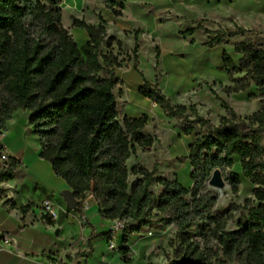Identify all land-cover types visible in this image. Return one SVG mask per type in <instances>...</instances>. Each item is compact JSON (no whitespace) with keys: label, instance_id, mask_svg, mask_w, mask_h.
Returning a JSON list of instances; mask_svg holds the SVG:
<instances>
[{"label":"trees","instance_id":"1","mask_svg":"<svg viewBox=\"0 0 264 264\" xmlns=\"http://www.w3.org/2000/svg\"><path fill=\"white\" fill-rule=\"evenodd\" d=\"M98 18L97 26L72 18L71 26L84 29L88 35V41L78 46L61 25L57 0H0V129L15 110L30 111L29 120L43 148L41 157L52 164L54 173L64 179L78 199L75 210L81 212L89 193L102 218L124 220V229L129 225L127 231L122 230L123 262H131L129 235L150 227L152 217L171 210V220L186 248L185 254L171 264H214L211 249H202L199 242L188 237L191 224L204 219L213 225L202 228V240L216 239L226 263L264 264V36L257 35L256 40L246 36L234 44V52L241 55L237 64L226 52L222 56L233 82L222 91L239 92L253 84L261 96L260 108L242 118L222 102L226 115L219 125L195 115L191 125L181 127L185 134L192 133L197 124L207 129L195 136L189 146V159L195 171L194 185L187 189L177 180L156 176L154 169L149 171L143 165L127 168L126 161L136 154L137 148L145 149L154 142V137L142 133L147 115L120 118L114 93L118 80L112 70L131 58L135 65L138 43L131 56L119 59L111 46L120 48V41L106 36V22L100 15ZM246 32L237 27L227 34L234 37ZM221 42L223 39L216 35L206 44ZM101 72L105 74L100 75ZM234 73L243 75L232 77ZM139 92L170 118H187V110L191 114L196 112L192 104L188 108L172 105L156 84L145 82ZM212 152L215 155H210ZM204 153L207 156L201 160ZM233 157L240 159L242 175L257 186L253 194L258 204L240 216L236 230L226 231V218L211 216L216 196L198 191L213 166L231 167ZM10 165L0 174V180L11 178ZM129 174L139 175L130 185ZM228 178L232 191L237 192L240 177L231 174ZM152 183L163 187L159 197L149 190ZM188 194L191 201L185 198ZM108 235L109 231L94 238Z\"/></svg>","mask_w":264,"mask_h":264},{"label":"crops","instance_id":"2","mask_svg":"<svg viewBox=\"0 0 264 264\" xmlns=\"http://www.w3.org/2000/svg\"><path fill=\"white\" fill-rule=\"evenodd\" d=\"M59 6L62 14L68 13V31L78 46L88 41V35L84 29L71 27V18L97 26L99 15L106 22V36L121 43L120 48L111 46L119 59L131 55L138 43L135 65L131 58L112 70L118 80L114 87L118 116L147 115L142 133L154 137V142L146 149L158 147L171 159L188 155L195 132L185 134L177 119L166 116L139 89L150 82L172 105L199 107L203 102L199 91L206 90V83L224 82L229 77L223 53L235 60L225 43L208 45L199 38L203 36L199 32L207 29L205 23L247 29L243 17L252 14V1L59 0ZM189 28L195 29L188 32ZM0 143L11 158V178L0 180V231L10 233L17 246L16 253L0 251V264H58L50 258L67 257L75 264H127L120 252L122 231L117 233L116 250L107 248V238H94L109 231L114 220L102 218L98 206L90 200L85 210L87 222L81 225L77 221L81 212L67 207L61 192L70 188L54 173L52 164L41 157L40 137L29 119L14 111L0 129ZM1 165L0 161V174L4 172ZM44 201L51 203L55 216L43 212ZM127 246H132L129 238ZM71 262L66 260L67 264ZM129 264L143 263L136 255Z\"/></svg>","mask_w":264,"mask_h":264},{"label":"rangeland","instance_id":"3","mask_svg":"<svg viewBox=\"0 0 264 264\" xmlns=\"http://www.w3.org/2000/svg\"><path fill=\"white\" fill-rule=\"evenodd\" d=\"M249 1H252L253 12L250 16L243 17L244 20L247 21V29H250H246L247 32L244 35H236L238 37H228L227 31H234L237 27H235V25L226 26V24H224V26L220 24L216 26L214 24L205 23L204 26L207 29H202L199 32L203 35H200L199 38L206 43L209 39L215 37L216 35L221 37L223 39V43H225L230 50L232 57L235 59L234 61H236V64L239 60L238 55L240 54L234 52V44L240 42L246 36L253 38V40H256L257 35L264 36V0ZM57 3L58 7L60 8L59 0H57ZM68 19V13L63 12L61 25L67 30L69 28V26H67ZM207 34L209 35L207 36ZM104 74V72L100 73V75ZM240 75L242 76L243 73H234L232 77H238ZM232 84L233 82L229 77L224 82H213L212 84L206 83V90L199 91L200 98L203 102L199 107L195 108V114H191L190 111L187 110L188 117L178 119L177 125L180 127H183L184 125H191V121L195 115H199L208 119L212 125H219L221 117L226 115V110L224 109L222 102L227 103L229 107L240 117H250L253 112L260 108L261 96L259 92L256 90L253 84L247 89L239 92L226 94L222 91L224 86ZM210 88L215 91V94L211 92ZM114 93L116 95L117 91L114 90ZM1 94L2 91L0 90V96ZM216 96L219 97V99L216 98ZM193 106L195 107V105ZM15 111H19L22 113V115L24 113L30 114L29 110L17 109ZM206 131L207 129L200 126L199 124L194 126L195 136L205 133ZM189 155L190 152L186 156L181 155L171 159L168 153L161 151L158 147H155L154 149L137 148L136 154L132 155L126 161V165L128 169H130L133 165H143L149 171L154 169V174L156 176H161L167 180H177L185 188L192 189L194 185L192 174L194 173L195 168L190 163ZM210 155L215 154L212 152ZM206 156L207 154L204 153L201 157V160H204ZM200 163L202 164V161ZM215 168L220 170L222 179L224 180V186L219 190L218 188L210 186L208 184V180H206L198 192L200 194L208 193L211 196H216L215 204L210 210L211 216L225 217V230L234 231L238 228V220L240 216L242 214H246L250 206H256L258 204V200L253 194V191L257 186L252 184L242 175L241 163L238 157H233V164L231 167H227L225 165H216L212 167L211 173ZM231 174L238 175L240 177V184L238 186L237 192H233L231 189V183L228 178ZM138 176L139 175L129 174V185ZM149 190H151L156 197H159L163 191V187L158 183H152L149 186ZM185 198L188 201H191L190 194L186 195ZM85 199H87L89 203L90 200L94 202L91 194L89 193L86 194L84 200ZM172 214L173 211L171 210H168L164 213H159L158 216L151 218L150 227H142L138 231L129 235V241L133 247L138 249L137 256L139 257V261H142L143 264H171L174 259L185 254L186 248L184 243H182V237H180L177 232V227L174 221L171 220ZM212 225L213 222L210 220H197L193 222L187 229L188 237L192 241L199 242L202 249L208 247L211 249L213 253L212 257L214 264H228L221 255L220 246L218 245L216 239L208 237L205 241L202 240V228ZM128 229L129 225H126L124 230L127 231ZM123 237V235L119 237V243L122 242ZM55 256L60 257L58 254ZM50 260L53 263L67 264L66 260L67 262H71V257H67L66 260L62 258H50Z\"/></svg>","mask_w":264,"mask_h":264},{"label":"built area","instance_id":"4","mask_svg":"<svg viewBox=\"0 0 264 264\" xmlns=\"http://www.w3.org/2000/svg\"><path fill=\"white\" fill-rule=\"evenodd\" d=\"M0 161L2 162V171H6L11 164V158L8 153L5 152L3 145L0 143ZM89 201L87 199L83 200L81 205V213L77 215V221L79 224L84 225L87 222V217L85 215V210L89 207ZM43 212L51 217L56 215L55 209L52 207L49 201H44L41 205ZM125 227L124 221L115 219L109 230V235L107 237V248L109 250H116L117 248V233L122 231ZM128 247V246H127ZM8 250L10 252H17L16 241L12 235L8 232L0 231V251ZM128 256L133 257L138 254V249L130 246L128 247Z\"/></svg>","mask_w":264,"mask_h":264},{"label":"water","instance_id":"5","mask_svg":"<svg viewBox=\"0 0 264 264\" xmlns=\"http://www.w3.org/2000/svg\"><path fill=\"white\" fill-rule=\"evenodd\" d=\"M23 116L27 119L30 118V114L24 113ZM208 184L214 188H218L219 190L224 186V180L222 179L221 172L218 168H215L210 176L208 177ZM61 197L65 201L66 205L70 209H75L78 204V199L74 196L72 190L65 189L61 192ZM70 264H75V261Z\"/></svg>","mask_w":264,"mask_h":264}]
</instances>
